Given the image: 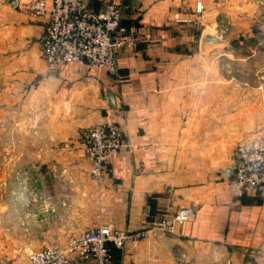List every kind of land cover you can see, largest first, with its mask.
I'll list each match as a JSON object with an SVG mask.
<instances>
[{"label": "crops", "instance_id": "crops-1", "mask_svg": "<svg viewBox=\"0 0 264 264\" xmlns=\"http://www.w3.org/2000/svg\"><path fill=\"white\" fill-rule=\"evenodd\" d=\"M10 1L0 0V264H26L24 245L65 246L101 224L143 233L110 245L114 264H176L183 254L201 264H264V193H232L235 147L220 131V121H245V112L224 113L235 100L202 65V35L216 32L226 5L85 0L96 11L116 3L123 22L148 37L121 49L110 73L80 62L50 70L39 40L45 17L20 9L29 0ZM106 119L128 145L98 183L80 131ZM181 207L190 219L158 228Z\"/></svg>", "mask_w": 264, "mask_h": 264}, {"label": "built area", "instance_id": "built-area-1", "mask_svg": "<svg viewBox=\"0 0 264 264\" xmlns=\"http://www.w3.org/2000/svg\"><path fill=\"white\" fill-rule=\"evenodd\" d=\"M21 6L45 17L39 40L50 70H57L65 63L80 62L114 73L118 52L135 48L148 39L136 24L123 22L121 8L114 2L97 11L85 0H29ZM198 8L201 10L200 6ZM81 136L91 164L90 177L102 182L108 163L125 146L123 130L115 120L109 119L83 129ZM235 163L229 178L232 193L239 197L250 189L264 193V126L254 137L237 145ZM191 216L190 208L181 207L159 222L158 228L171 232L175 223L184 222ZM142 234L101 224L72 235L65 248L48 245L35 250L25 245L26 264H114L110 245L122 248ZM176 264L201 263L183 254Z\"/></svg>", "mask_w": 264, "mask_h": 264}, {"label": "rangeland", "instance_id": "rangeland-1", "mask_svg": "<svg viewBox=\"0 0 264 264\" xmlns=\"http://www.w3.org/2000/svg\"><path fill=\"white\" fill-rule=\"evenodd\" d=\"M219 1L226 6L222 7L225 12H220L222 14L218 16L217 30L216 32L210 29L206 30L217 33L225 42L209 51L202 49L200 51L202 52V65L213 68L212 81H216L220 85V94L225 93L227 99L235 100V105L222 107L224 113L231 116L232 112L238 115L242 114L243 111L245 112V121H220L222 135H226V139L233 141L236 151L240 142L254 137L264 126V0ZM21 3H19L20 9L28 11L22 8ZM44 62L48 67L45 59ZM203 77L210 81V69L203 74ZM90 126L82 128L80 136L83 129ZM123 139L124 147H126L128 142L124 131ZM82 141L86 155L83 138ZM28 193L34 192L30 189ZM26 245L32 248L31 244ZM55 246L65 248L67 244ZM24 247L25 245L21 249L20 261L25 259V263H27ZM0 253H4L3 250H0Z\"/></svg>", "mask_w": 264, "mask_h": 264}, {"label": "water", "instance_id": "water-1", "mask_svg": "<svg viewBox=\"0 0 264 264\" xmlns=\"http://www.w3.org/2000/svg\"><path fill=\"white\" fill-rule=\"evenodd\" d=\"M10 3L12 5H16L15 0H11ZM225 40L218 35L217 33H213L210 30H205L203 35H202V40H201V49L204 51H209L210 49L217 47L219 45L224 44ZM108 98L112 104H115L114 101V96L112 93H108ZM236 167V163L233 165L231 171L233 173L234 169Z\"/></svg>", "mask_w": 264, "mask_h": 264}]
</instances>
